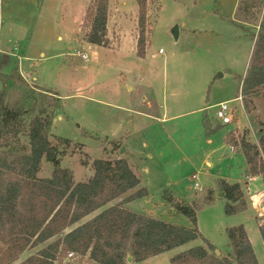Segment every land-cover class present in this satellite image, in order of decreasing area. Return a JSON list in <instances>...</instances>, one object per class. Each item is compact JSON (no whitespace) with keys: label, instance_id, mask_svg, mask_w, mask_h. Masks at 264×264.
Instances as JSON below:
<instances>
[{"label":"rangeland","instance_id":"rangeland-1","mask_svg":"<svg viewBox=\"0 0 264 264\" xmlns=\"http://www.w3.org/2000/svg\"><path fill=\"white\" fill-rule=\"evenodd\" d=\"M84 1H0L1 43L11 56L10 65L3 71L11 73L18 68L29 86L62 96L63 107L53 118L50 134L52 143L59 146L61 166L72 170L75 181L80 182L93 175L95 160L125 158L141 183L107 206L146 188V196L123 206L185 226H190V220L176 215L163 191L170 189L176 198L201 203L212 189L215 200L197 210L200 232L214 244L215 251L221 252L219 256H225L232 250L227 228L243 225L259 264H264V241L259 231L264 220L262 176L247 175L244 151L232 150L226 142L227 134L233 132L240 141L245 138L259 143L264 86L242 96L237 76H245L248 70L255 43L252 33H258L264 12L262 0H147L145 57L138 55L137 44L133 50L139 36L137 0L109 2L112 39L99 48L90 47L84 39L85 15L79 24ZM176 25L177 40L171 32ZM120 29L128 37L121 45L127 50L125 55L119 53L123 40ZM160 48L163 53H159ZM18 51L23 59L16 55ZM77 51L87 53V60L77 56ZM2 89L7 90L9 106L23 101L24 86L18 80L11 86L0 81ZM40 94L41 104L44 92ZM240 95L242 101L235 100ZM224 100H231L233 109V119L227 124L215 116L216 104ZM37 111L35 108L26 119L29 121ZM206 119L211 127H218L213 133L208 134ZM22 140L28 144L27 137ZM52 171V164L43 160L39 176L49 177ZM197 173L202 190L194 186L193 175ZM220 179L241 184L244 210L226 213L227 199L220 194ZM253 197L260 199L261 210L254 207ZM61 235L25 250L12 264L24 261ZM200 244H204L203 239L182 249ZM70 253L61 251L54 264H99L88 254ZM173 253L165 251L151 263L172 264ZM128 261L138 263L133 258Z\"/></svg>","mask_w":264,"mask_h":264},{"label":"trees","instance_id":"trees-1","mask_svg":"<svg viewBox=\"0 0 264 264\" xmlns=\"http://www.w3.org/2000/svg\"><path fill=\"white\" fill-rule=\"evenodd\" d=\"M110 0H91L85 14L87 27L84 39L89 44L105 46L109 42L108 19ZM139 5V36L137 53L146 55L147 0H137ZM262 7L264 0H262ZM241 9V8H240ZM255 40L251 60L241 81V94L251 95L264 86V12ZM0 81L11 86L19 81L24 86V99L14 106L7 104V90H0V264L15 263L23 252L46 243L96 210L102 211L62 234L18 264H54L61 251L89 255L99 264H128V257L141 262L149 257L172 250L192 241L203 239L204 244L188 248L171 257L172 264H259L248 233L243 225L227 228V255H217L214 244L203 236L197 225V210L204 203L215 200L210 189L201 202H188L176 198L173 191L165 189L163 198L175 212L185 215L190 226L153 217L125 208L126 202L144 197L141 188L123 202L109 205L121 195L141 183L125 158L97 159L93 162V175L87 181L76 182L74 173L61 166L60 149L51 141V128L56 112L63 107L58 92L34 88L19 75L18 68L11 73L3 71L11 63V56L0 52ZM44 92L43 101L39 95ZM246 101V100H245ZM247 104V103H246ZM44 105V106H40ZM35 112L30 120L26 117ZM208 134L211 127L205 120ZM22 137L28 138L25 144ZM226 142L232 150L241 148L249 165L247 175H261L264 183V123L259 130L258 145L233 132ZM53 166L49 177H40L42 161ZM227 199L228 215L245 209L244 193L239 182H218ZM264 241V220L259 224ZM212 251V252H210Z\"/></svg>","mask_w":264,"mask_h":264},{"label":"crops","instance_id":"crops-1","mask_svg":"<svg viewBox=\"0 0 264 264\" xmlns=\"http://www.w3.org/2000/svg\"><path fill=\"white\" fill-rule=\"evenodd\" d=\"M1 1V3L3 4V3H9L8 1L9 0H7L6 2H3V0H0ZM90 1L91 0H85L84 1V4H83V6H82V9L81 10H79V13L81 14L80 16V21H79V24L81 23V21H82V19H83V17H84V15H85V11H86V8L88 7V5H89V3H90ZM111 1V0H110ZM107 28H108V38L109 39H112L111 38V34H110V17H109V19H108V24H107ZM80 30V28H78V31ZM120 31V33L122 34V41L120 42V46H119V48H121V50H119L120 52V55H125L127 52V50H124V48H122L121 47V45H122V43H123V41H124V39L125 38H128L127 36H125V33L123 32V30H119ZM135 31H136V29H135ZM0 32H1V27H0ZM137 37V35H135V37L134 38H136ZM89 44V43H88ZM136 44H137V40L135 41V47L133 48V50L135 49V51H136ZM90 45V47H96V48H99V47H102V46H99V45H95V44H89ZM0 51H3V52H6V53H9L8 51H6L3 47H2V43H1V34H0ZM17 53V54H16ZM16 53H11L12 55L13 54H16V55H21L22 56V54L21 53H19V51L18 52H16ZM154 56H155V53H154ZM22 59H23V56H22ZM124 59V58H123ZM130 88V85H128V89ZM100 102H104V101H100ZM110 106H112V105H114V106H116L115 104H109ZM151 106H152V103H151ZM119 107V106H118ZM122 109H127L126 107H121ZM146 115H149V116H151L152 118H155V119H159V117H157V116H154V115H151V114H148V113H146ZM163 119H161V121H162ZM227 137V136H226ZM207 164L208 165H210V162H207ZM254 178H257L256 176H254ZM253 185V183H251V186ZM176 197V196H175ZM178 198V197H177ZM179 213H176V215H178ZM260 224V223H259ZM188 244V243H187ZM183 246V245H182ZM182 246H179V247H177V248H174V249H172V250H169V251H173L174 253H173V255H175V254H177V253H180V252H182L184 249H182ZM192 246V245H191ZM190 246V247H191ZM189 248V247H188ZM186 249V248H185ZM163 253H165V252H163ZM163 253H160V254H158V255H155V256H152V257H149V258H147V259H145V260H143V261H141V262H138L137 264H152L151 263V260H153L154 258H156V257H158L159 255H161V254H163ZM172 255V256H173ZM171 256V257H172Z\"/></svg>","mask_w":264,"mask_h":264},{"label":"built area","instance_id":"built-area-1","mask_svg":"<svg viewBox=\"0 0 264 264\" xmlns=\"http://www.w3.org/2000/svg\"><path fill=\"white\" fill-rule=\"evenodd\" d=\"M163 52H164V50L162 48H160L159 49V53H163ZM75 54L77 56H80L83 60H87V58H88L87 53H85V52L82 53L80 51H77ZM232 100H234V99H232ZM235 100L242 101V96L240 95V96L236 97ZM230 104H231V100H224V101H221V102L217 103L216 106H215L216 107L215 116H216V118L221 120V122L224 123V124L230 123L232 121V119H233L232 116H231V113L233 112V109L231 108ZM234 136L237 139V141L240 142L238 135L234 134ZM230 148L233 149L234 148L233 145H230ZM193 179L195 180V182H194L195 189L196 190L197 189L198 190H202L203 187L198 181L199 174L198 173L194 174L193 175ZM254 198L255 197H253V199ZM258 201H260V199H258V200L254 199L253 200V205H254V207L257 210H261L262 208L259 207V203H261V201L260 202H258ZM257 205H258V207H257ZM263 209H264V207H263ZM70 256H73V253H70Z\"/></svg>","mask_w":264,"mask_h":264},{"label":"water","instance_id":"water-1","mask_svg":"<svg viewBox=\"0 0 264 264\" xmlns=\"http://www.w3.org/2000/svg\"><path fill=\"white\" fill-rule=\"evenodd\" d=\"M171 32H172V34H173L175 40H177L178 37H179V28H178V26H177V25L174 26V27L171 29ZM124 151H125V148L123 147V148L121 149V153H123ZM221 193H223V192H220V194H221ZM215 252H216L217 255H220V253H221L219 250H216ZM128 260H131V257H128Z\"/></svg>","mask_w":264,"mask_h":264}]
</instances>
